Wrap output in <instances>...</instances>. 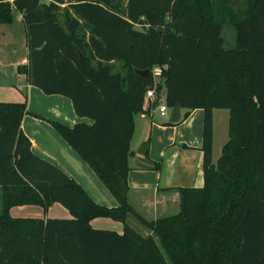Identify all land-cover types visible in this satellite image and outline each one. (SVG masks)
Listing matches in <instances>:
<instances>
[{"label":"trees","instance_id":"16d2710c","mask_svg":"<svg viewBox=\"0 0 264 264\" xmlns=\"http://www.w3.org/2000/svg\"><path fill=\"white\" fill-rule=\"evenodd\" d=\"M238 1L243 9L225 23L212 0H0V24L19 13L25 28L27 64L17 70L91 120L47 121L117 202H94L33 154L20 129L25 100L0 101V264H264V0ZM224 24L233 30L230 46ZM147 88L156 99L145 112L161 88L166 107L203 112L202 185L176 187L177 212L153 220L130 206L126 182L133 118ZM215 108L228 110V138L212 162ZM52 203L70 217L8 214ZM94 217L119 221L122 231L94 229Z\"/></svg>","mask_w":264,"mask_h":264},{"label":"crops","instance_id":"0c3cea01","mask_svg":"<svg viewBox=\"0 0 264 264\" xmlns=\"http://www.w3.org/2000/svg\"><path fill=\"white\" fill-rule=\"evenodd\" d=\"M14 20L21 21L19 13L15 14ZM26 54L23 22L0 24V101L24 99L29 114L21 117L20 129L30 141L33 154L74 179L94 202L107 207L116 206L115 198L91 168L47 121L53 120L71 127L76 123L90 124L91 120L78 117L67 97L44 94L28 83L25 74L17 70L18 66H26ZM160 92L163 94L164 89L161 88ZM146 105L143 106V112L133 118L134 129L129 143L131 154L127 158V200L141 217L153 220L177 212L176 187L202 185L200 147L203 112L201 108L186 112L179 107V120L169 123L167 118L170 108L161 115L155 108L145 112ZM211 115L213 162L228 138L229 114L227 109L215 108L212 109ZM220 133L224 135L221 140ZM217 144L219 149H214ZM144 151L147 160L143 157ZM152 162L158 163V167H152ZM8 214L18 218L70 217L66 209L58 203H52L44 212L37 205L12 206ZM126 222L139 233H148L132 216H127ZM89 225L94 229L113 230L117 233L122 231V224L108 217H94L89 221Z\"/></svg>","mask_w":264,"mask_h":264},{"label":"rangeland","instance_id":"374dc122","mask_svg":"<svg viewBox=\"0 0 264 264\" xmlns=\"http://www.w3.org/2000/svg\"><path fill=\"white\" fill-rule=\"evenodd\" d=\"M43 2L47 3V0H42ZM213 2V5H214V9L216 11V14H217V19H222V22H230V19L229 18H232L233 16L237 15V14H240V11L243 9V6L242 4L238 1V0H229L228 2L227 1H222V0H212ZM63 4H59V6H62ZM12 22H21L20 20H14ZM138 21H134L132 23V26L133 28L135 29H139L140 28V24L137 23ZM224 31H223V35H224V38H225V43L227 46H230L232 44L233 41V30L231 28V26L229 24H224ZM115 66L118 64L117 62H114ZM158 72V69L155 67V68H152L151 70V73H152V76H153V81L154 82H157V74ZM161 94V92H160ZM162 95L161 94V98L160 100L162 99ZM217 126H219V124H217ZM220 140L223 138V134L220 133ZM225 141V140H224ZM219 143V142H217ZM216 145V143H215ZM214 149H219V144H217L216 147H214Z\"/></svg>","mask_w":264,"mask_h":264},{"label":"built area","instance_id":"2783aa9c","mask_svg":"<svg viewBox=\"0 0 264 264\" xmlns=\"http://www.w3.org/2000/svg\"><path fill=\"white\" fill-rule=\"evenodd\" d=\"M155 68V67H154ZM161 98V94L159 93L158 97H157V104L152 107L150 109V111H152L154 108L158 111L159 114L163 115L165 114V112L167 111L168 107L165 106L164 101H163V95H162V99ZM156 99V95L155 92L153 91L152 88H147L144 92L143 95V106L145 104H147V102L149 101H153Z\"/></svg>","mask_w":264,"mask_h":264},{"label":"water","instance_id":"95a60500","mask_svg":"<svg viewBox=\"0 0 264 264\" xmlns=\"http://www.w3.org/2000/svg\"><path fill=\"white\" fill-rule=\"evenodd\" d=\"M78 56L80 58L82 57L79 52H78ZM135 72L139 75H146L147 74V70H145V69L144 70H135ZM179 118H180L179 105L176 104L169 109L167 121L169 123H175L179 120Z\"/></svg>","mask_w":264,"mask_h":264}]
</instances>
